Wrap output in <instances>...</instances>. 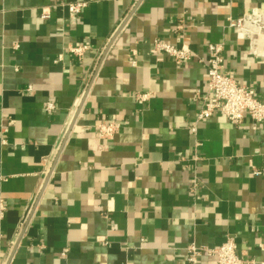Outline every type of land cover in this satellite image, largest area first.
<instances>
[{
  "label": "crops",
  "instance_id": "crops-1",
  "mask_svg": "<svg viewBox=\"0 0 264 264\" xmlns=\"http://www.w3.org/2000/svg\"><path fill=\"white\" fill-rule=\"evenodd\" d=\"M255 6L264 0H0V264H191L188 245L228 238L259 264L264 123L216 113L191 131L210 44L264 101V61L228 26ZM155 40L193 56L178 62ZM78 44L91 47L82 59ZM99 124L116 132L101 137Z\"/></svg>",
  "mask_w": 264,
  "mask_h": 264
},
{
  "label": "built area",
  "instance_id": "built-area-1",
  "mask_svg": "<svg viewBox=\"0 0 264 264\" xmlns=\"http://www.w3.org/2000/svg\"><path fill=\"white\" fill-rule=\"evenodd\" d=\"M88 2L68 4L71 13L78 14L86 8ZM49 17V12L43 11L42 18ZM228 26L233 30L239 40L248 43L249 55L264 61V8L251 7L240 17L228 18ZM91 47L87 44H78L70 49V52L82 59ZM154 50L164 52L174 60L181 62L189 60L193 54L186 46H174L162 40H155ZM223 44H210L208 55L204 63L208 75L207 91L201 96L202 107L195 124L191 125V131L196 132L198 122L212 117L216 113L222 114L233 125H241L246 119L254 125L264 123V101L260 100L245 84L237 82L235 77L225 70V58L223 56ZM136 99L145 102L147 94H138ZM47 111L54 109L53 103H48ZM115 124H99L98 133L101 137H109L116 132ZM262 252L264 264V239L258 245ZM187 261L197 263L202 255L214 257V264H257L253 260L243 259L237 252V245L231 238L217 248H203L190 244L187 247Z\"/></svg>",
  "mask_w": 264,
  "mask_h": 264
}]
</instances>
